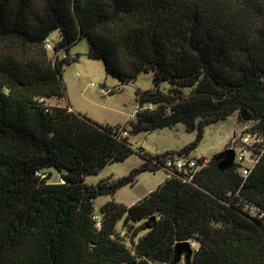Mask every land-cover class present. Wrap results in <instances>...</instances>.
Here are the masks:
<instances>
[{
	"label": "trees",
	"instance_id": "16d2710c",
	"mask_svg": "<svg viewBox=\"0 0 264 264\" xmlns=\"http://www.w3.org/2000/svg\"><path fill=\"white\" fill-rule=\"evenodd\" d=\"M54 30L60 41L49 51ZM83 37L123 83L154 72L124 126L67 98L63 73ZM234 113L264 136V0H0V264H180L176 246L189 240L200 248L187 264H264V220L242 209L264 210V151L246 178L220 153L192 182L174 172L133 204L95 206L143 171L168 174V156L191 152L207 125ZM178 123L197 129L181 151L152 155L130 141ZM136 153L142 165L123 177L86 182ZM150 219L136 241L117 228Z\"/></svg>",
	"mask_w": 264,
	"mask_h": 264
},
{
	"label": "rangeland",
	"instance_id": "374dc122",
	"mask_svg": "<svg viewBox=\"0 0 264 264\" xmlns=\"http://www.w3.org/2000/svg\"><path fill=\"white\" fill-rule=\"evenodd\" d=\"M60 31L54 30L51 34L52 43L60 41ZM89 40L83 37L73 47H71V55H80L78 60L73 61L65 66L63 73L67 84V98L75 103L80 110L89 117L99 121L101 124L112 126H124L128 123L129 117L135 114L138 107L137 91H145L154 88L153 77L154 72H142L128 83H123L119 77L107 73L102 59L92 58L89 56ZM65 52L61 53V57ZM94 83L95 86L91 84ZM161 89L168 91L171 87L169 82L163 81ZM104 88L113 89V93L107 95L102 93ZM68 99V100H69ZM67 103V99H64ZM57 101H55L56 103ZM62 104V101H58ZM251 121H239L237 113L228 116L224 120L207 125L204 130V138L200 141L197 148L191 151L194 156L203 154L205 158L210 159L227 149L234 148L235 134L242 131L246 127L253 126ZM130 141L134 149L143 148L149 154L156 155L166 153L168 151H181L186 145L190 144L197 138V129L187 130L184 124L178 123L171 128H160L152 132L144 131L137 134H130ZM143 159L140 154L130 155L122 162H113L105 167L102 171L86 176V182L96 184L99 180L112 177L119 179L128 174L130 170L138 168L142 165ZM53 176L50 179L52 183L60 180L58 173L50 168ZM167 178L164 168L157 171H143L138 176V180L134 185L127 184L122 186L114 195H103L97 197L95 201L96 209L115 198L119 203L126 205L133 204L138 201L150 190L156 189ZM150 220H143L133 223V230H124L123 220L117 224L118 230L122 233L128 242L134 241L146 233L149 229ZM137 230L138 234L133 237L132 234ZM193 250L200 248L199 242L190 240ZM180 264H187L186 251H182L177 256Z\"/></svg>",
	"mask_w": 264,
	"mask_h": 264
},
{
	"label": "built area",
	"instance_id": "2783aa9c",
	"mask_svg": "<svg viewBox=\"0 0 264 264\" xmlns=\"http://www.w3.org/2000/svg\"><path fill=\"white\" fill-rule=\"evenodd\" d=\"M51 41V37L47 38L45 41V47L49 51H52L54 47ZM91 85L95 86L94 83ZM112 90L113 89L104 88L102 93L107 95L111 93ZM130 118L135 119V114L131 115ZM121 132L123 136H128L130 128L126 126L122 128ZM235 140L234 148H232L235 153L233 162L237 165L241 175L246 178L252 173L256 163L259 158H261L264 151V136L258 130L246 127L235 134ZM208 162L209 159L205 158L203 154L194 156L191 152L182 154L176 153L166 158L165 166L169 171L167 174L168 176L177 172L185 182H192L197 174L207 166ZM242 209L251 216L264 220V210L258 207L257 204L247 201L244 202Z\"/></svg>",
	"mask_w": 264,
	"mask_h": 264
},
{
	"label": "water",
	"instance_id": "95a60500",
	"mask_svg": "<svg viewBox=\"0 0 264 264\" xmlns=\"http://www.w3.org/2000/svg\"><path fill=\"white\" fill-rule=\"evenodd\" d=\"M222 153L227 154L229 161L233 162V160L235 158V153H234L233 149H229V150L227 149V151L225 150ZM176 249H177V256L180 252L186 251V259L188 261L191 259L192 253L194 252V250L191 247L190 240L178 243L176 246ZM177 260H178V258H177Z\"/></svg>",
	"mask_w": 264,
	"mask_h": 264
},
{
	"label": "crops",
	"instance_id": "0c3cea01",
	"mask_svg": "<svg viewBox=\"0 0 264 264\" xmlns=\"http://www.w3.org/2000/svg\"><path fill=\"white\" fill-rule=\"evenodd\" d=\"M69 99V98H68ZM62 101V104H66V102H65V100H61ZM69 101H70V99H69ZM70 103H71V106H72V108L74 109V110H80L79 109V107H75V106H77L75 103H72L71 101H70ZM131 117V116H130ZM130 117H129V119H130ZM129 121V120H128ZM150 192H151V190H150ZM135 202V201H134ZM133 202V203H134ZM131 204V203H130ZM130 204H128V205H130Z\"/></svg>",
	"mask_w": 264,
	"mask_h": 264
}]
</instances>
